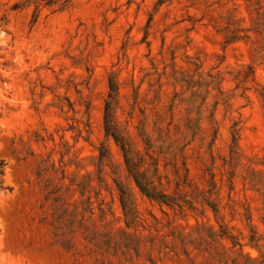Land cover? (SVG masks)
Returning a JSON list of instances; mask_svg holds the SVG:
<instances>
[{
  "label": "rangeland",
  "instance_id": "rangeland-1",
  "mask_svg": "<svg viewBox=\"0 0 264 264\" xmlns=\"http://www.w3.org/2000/svg\"><path fill=\"white\" fill-rule=\"evenodd\" d=\"M0 264H264V0H0Z\"/></svg>",
  "mask_w": 264,
  "mask_h": 264
},
{
  "label": "trees",
  "instance_id": "trees-1",
  "mask_svg": "<svg viewBox=\"0 0 264 264\" xmlns=\"http://www.w3.org/2000/svg\"><path fill=\"white\" fill-rule=\"evenodd\" d=\"M115 96V86L112 81H109V94H108V99H112ZM110 103L106 102L105 104V116H104V121L106 125V136L110 135L114 137L112 134H109V124H110Z\"/></svg>",
  "mask_w": 264,
  "mask_h": 264
}]
</instances>
